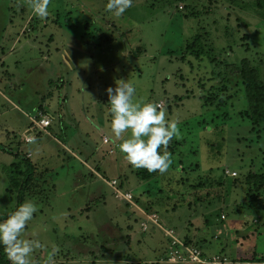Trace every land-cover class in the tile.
Here are the masks:
<instances>
[{
  "label": "rangeland",
  "instance_id": "1",
  "mask_svg": "<svg viewBox=\"0 0 264 264\" xmlns=\"http://www.w3.org/2000/svg\"><path fill=\"white\" fill-rule=\"evenodd\" d=\"M105 3L50 0L42 19L10 4L7 25L18 32L31 15L14 52L7 53L14 37L0 48V89L10 81L20 87L3 92L17 108L0 98V216L25 201L36 204L21 234L41 242L31 264H45L52 249L51 264H167V240L157 228L141 231L139 213L114 198L107 182L115 180L181 239L198 219L196 204L200 209L213 202L209 217L246 225L235 238L254 257L240 263H264V123L249 119L240 76L246 62L264 101V0H133L120 17L106 12ZM19 18L22 24L15 23ZM45 31L51 43L23 45ZM117 80L134 85V100L161 105L166 119L177 123V135L158 150L170 153V167L148 181L136 178L118 149L130 133L116 139L110 131L106 88ZM41 119L50 125L35 128L27 143L24 131ZM89 153L95 172L82 165ZM26 161L33 181L19 202ZM234 196L255 213L237 216L229 205ZM202 233L210 237L208 230ZM224 251L217 255L236 262ZM0 264H10L2 247Z\"/></svg>",
  "mask_w": 264,
  "mask_h": 264
},
{
  "label": "clouds",
  "instance_id": "2",
  "mask_svg": "<svg viewBox=\"0 0 264 264\" xmlns=\"http://www.w3.org/2000/svg\"><path fill=\"white\" fill-rule=\"evenodd\" d=\"M49 4L50 0H27L31 14L41 19L49 15ZM132 4L133 0H106L104 9L114 17H120ZM117 81L115 88H106L111 115L109 127L116 139H121L126 132L130 133L119 143V151L133 168L164 174L170 167L171 157L166 150H158L166 149L177 135V123L166 119L165 110L158 105L134 100L136 89L132 83ZM36 212V204L28 200L0 221V247L10 264H31V254L42 247L37 239L21 238L26 224ZM54 255L55 249H52L45 264H51Z\"/></svg>",
  "mask_w": 264,
  "mask_h": 264
},
{
  "label": "crops",
  "instance_id": "3",
  "mask_svg": "<svg viewBox=\"0 0 264 264\" xmlns=\"http://www.w3.org/2000/svg\"><path fill=\"white\" fill-rule=\"evenodd\" d=\"M10 4L12 5V8H15L17 6H23V7L25 6L26 8L28 7L27 0H0V48H3V49L6 48V46H8L7 45L8 41L12 37H14L9 48L7 49L8 54L13 53L14 48L17 47V45L20 43V39L24 36V34H23L25 31L24 28H27V26L25 24L27 23V20L31 15L30 13H29L30 15L27 14L28 16L23 23V27L18 32L19 27H17V29H15L14 28L15 24L7 25L8 21L12 22L11 21L12 19L9 20L10 14L12 12ZM23 7H22V10H23ZM14 16H15V14H14ZM21 20H22V18L21 19L20 18L15 19V23L22 24L23 21L21 22ZM51 24L52 23L50 22L49 25H47L45 23V24H42L40 26L42 28L46 29V27L50 26ZM45 32H47V31H45ZM37 37H39V34L37 35ZM37 37L32 36V39H29V41H31V42H29L28 40H25L23 45L24 46L25 45H28V46L31 45V47H33V48H40V47L45 46L47 43H51L53 40L52 34H50L49 31L47 32V34H42V35L40 34L39 39H37ZM5 83L6 82H4L2 85V89H3V92H6V93L8 92L7 94L11 93L13 90L17 91L20 88V87L17 88V86L14 85L15 82L10 81L6 84ZM0 98H2L5 102L9 103L14 108H17L16 105L12 104L10 102V100H8L6 98L5 95L0 96ZM62 127H63L62 131H64L65 128H64L63 124H62ZM27 128H26V130H27ZM26 130L24 131V133L26 132ZM49 132L47 131L46 132L47 134H45L44 136L50 138L52 133H49ZM90 153L88 155H86L87 159L84 160L85 161L84 164L81 163L82 159H79L78 161L84 167H86L88 169L90 168V169H92V171L95 172V170H97L99 168H98V165L92 166L88 163V162H90V159H89L91 156ZM27 155H29V158H31V155L29 153H27ZM29 161L31 162V160H29ZM93 168H95V170ZM96 172H98V171H96ZM100 181H102V180L100 179ZM246 187L247 186H243L241 193L243 191H244V193H246ZM235 198H236L235 196L232 198V201L230 202L229 205L232 206V210L237 216H239V217L242 216V218H245V216H249L250 213H248V212H251V214L255 213L253 208H251L247 205H244V204H239V203H241V201H245V200H243L244 198L243 199L240 197H237L236 199ZM246 198L247 197L245 196V199ZM234 199L236 201H234ZM240 199H242V200L240 201ZM235 203L239 204V208L237 210L235 207ZM214 206L216 207V205H214V203L211 201L207 205H203L202 207L200 206V209H199L198 205L196 204L195 209L198 211V213L195 215V217H197L198 219H195L193 222L190 221L189 224L187 225V227L185 229H183V237L185 240L201 246L204 253L208 256L217 255V254H225L224 249L226 248L229 250L230 253L232 252L231 259L236 261V262H234L235 264H243V263H240L241 259H248V258L254 257L253 254L250 255V251L249 252L244 251L243 247H241V245H240V244H242L241 238H239V237L235 238L237 236V234L242 236V232L240 229L241 228L246 229V225L243 226V221L241 223V221H239V220L228 221L224 215H221V216H224V218H225L224 222H222L220 220L221 218L218 219L217 217L216 218L209 217L208 210H213ZM222 206L224 207L223 204H222ZM153 214L156 215V218L159 222V217H158L157 213H153ZM221 216H219V217H221ZM241 226H243V227H241ZM205 229L210 232L209 238H207V236H205L204 233H202V231H204ZM159 231L161 232V230H159ZM212 236H215V238L212 239ZM163 237H164V235H163ZM162 246H163V242H162ZM162 248L163 247H161L160 250L157 252L160 253ZM95 262H96V264L100 263L97 260ZM132 263L133 262H129V264H132ZM250 264H252V263H250ZM254 264H264V263L263 262H256Z\"/></svg>",
  "mask_w": 264,
  "mask_h": 264
},
{
  "label": "built area",
  "instance_id": "4",
  "mask_svg": "<svg viewBox=\"0 0 264 264\" xmlns=\"http://www.w3.org/2000/svg\"><path fill=\"white\" fill-rule=\"evenodd\" d=\"M0 96H4L0 89ZM159 108L161 105H158ZM34 127L26 130L23 138L27 143L34 140V129L44 130L50 125V120L41 119L38 122L33 123ZM104 144L108 143L107 138L103 139ZM227 176L235 177V173L227 172ZM101 180H103L101 178ZM105 182V180H103ZM110 188L113 190L115 199H118L131 207L133 210L139 213L142 218L140 223L141 231L147 232L149 227L157 228L161 230L165 239L167 240V246L164 250L163 259L167 264H235L230 261L227 257L222 255H211L208 256L204 253L201 246L194 243L186 242L184 239L178 237L173 229H165L158 222L156 215L153 213H147L139 208L135 202L133 196L126 191L120 189V185L115 180L107 182ZM224 219V216L220 217Z\"/></svg>",
  "mask_w": 264,
  "mask_h": 264
},
{
  "label": "trees",
  "instance_id": "5",
  "mask_svg": "<svg viewBox=\"0 0 264 264\" xmlns=\"http://www.w3.org/2000/svg\"><path fill=\"white\" fill-rule=\"evenodd\" d=\"M240 76L242 78L243 85L245 87V96L250 113L249 119L251 120L253 125L264 123L263 89L260 83L258 82L257 74L248 67V64L246 62H243L242 69L240 71ZM33 173H34L33 165L29 161H26V170L23 174L19 187V194L17 196L19 202L23 200L24 194L27 193L28 191V186L33 181ZM157 173L158 172L149 173L145 169L135 168L136 178L140 181H148L152 179ZM149 210H145V211L147 213H150L148 212ZM7 216L8 215L0 216V219L4 220L7 218ZM185 241L189 242L187 240Z\"/></svg>",
  "mask_w": 264,
  "mask_h": 264
}]
</instances>
